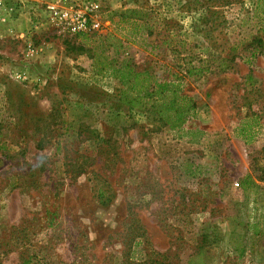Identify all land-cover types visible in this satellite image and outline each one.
Here are the masks:
<instances>
[{
  "label": "rangeland",
  "instance_id": "374dc122",
  "mask_svg": "<svg viewBox=\"0 0 264 264\" xmlns=\"http://www.w3.org/2000/svg\"><path fill=\"white\" fill-rule=\"evenodd\" d=\"M35 4L0 7L33 23L0 37V264H264V0ZM131 11L151 34L116 30L131 40L118 58L159 82L183 75L196 104L183 125L159 119L162 103L126 106L78 38Z\"/></svg>",
  "mask_w": 264,
  "mask_h": 264
},
{
  "label": "trees",
  "instance_id": "16d2710c",
  "mask_svg": "<svg viewBox=\"0 0 264 264\" xmlns=\"http://www.w3.org/2000/svg\"><path fill=\"white\" fill-rule=\"evenodd\" d=\"M149 21L148 14L138 15L135 11H131L128 14L119 15L117 22H111L115 26L113 30L107 31L105 34L86 33L79 35L78 38H83L84 45L88 47L93 67H98V63L103 64L99 70L97 68V74L118 78L123 87L127 89V92L133 94L134 98L131 99H129L128 95H123L122 100L126 106L143 111L154 103H162L161 107L156 111L157 114L161 115L159 119L164 120L162 115L169 112L175 115L174 123L183 125L196 108V104L190 98L180 94L181 84L179 81L183 79V75L181 76L177 73L170 80L159 82L148 72L137 71L126 55H123L121 59L118 58L119 54H124L123 43L131 40L119 37L115 34V31L125 25L133 27L132 29L130 28L133 41L143 31H146V36H150L152 27L149 26ZM113 40L116 42L118 49H115V45L112 44ZM162 43L164 44L166 41ZM102 48L103 56L100 57L103 62H100L96 53ZM111 52L114 54L111 55ZM188 64L189 67L186 70V75L188 76H199L206 71L204 67ZM166 117L169 118L168 115H165Z\"/></svg>",
  "mask_w": 264,
  "mask_h": 264
},
{
  "label": "crops",
  "instance_id": "0c3cea01",
  "mask_svg": "<svg viewBox=\"0 0 264 264\" xmlns=\"http://www.w3.org/2000/svg\"><path fill=\"white\" fill-rule=\"evenodd\" d=\"M41 1L44 3L47 2V0H36L35 6L37 8L40 7ZM33 6H34V3L32 4V7ZM23 10L24 9L21 7L19 8L15 7L13 9H10V7L5 8L4 6L3 8H0V37L1 38L10 37V38L22 40L24 29L30 28L31 26L33 27L31 17H29L28 15L24 13H21ZM40 49H42V47ZM256 185L259 186L260 184L256 182Z\"/></svg>",
  "mask_w": 264,
  "mask_h": 264
},
{
  "label": "built area",
  "instance_id": "2783aa9c",
  "mask_svg": "<svg viewBox=\"0 0 264 264\" xmlns=\"http://www.w3.org/2000/svg\"><path fill=\"white\" fill-rule=\"evenodd\" d=\"M0 7H2V0H0ZM46 10L48 12V18L51 21H54L55 19L56 20H59V21H65V19H66V13L63 12L62 10H60L57 6L48 5L46 7ZM87 25H88L87 24V20H85L82 17L75 18V21H72L71 23L69 22L70 31L73 34L86 31L87 30V27H88Z\"/></svg>",
  "mask_w": 264,
  "mask_h": 264
}]
</instances>
